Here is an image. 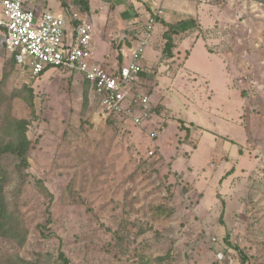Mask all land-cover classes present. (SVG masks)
<instances>
[{"label":"rangeland","instance_id":"obj_1","mask_svg":"<svg viewBox=\"0 0 264 264\" xmlns=\"http://www.w3.org/2000/svg\"><path fill=\"white\" fill-rule=\"evenodd\" d=\"M236 1L233 27L223 19L216 28L222 34L230 27L238 30L236 39L222 37L225 50L238 51L241 59L249 54L251 67L241 69L236 82L220 71L216 52L208 51L218 45L208 28L201 37L189 35L180 47L182 68L162 57L149 69L166 43L157 25L142 52L146 78L139 84L156 116L140 127L105 119L79 72L53 67L33 77L16 66L3 80L9 57L0 52V117L11 112L29 120L32 142L27 178L9 163L13 174L6 187L27 239L19 248L1 240V259L18 255L62 264V251L72 264H229L234 259V264H264V5L248 0L244 8V0ZM24 2L38 14H62L69 27L76 13L87 14L74 0ZM194 2L167 4L182 9ZM227 2L221 0L223 11ZM105 12L102 22L91 23V46L99 53L113 49L103 36L106 24L128 26L118 14ZM249 29L252 48L246 42ZM176 71L171 83L169 74ZM27 88L34 90L35 116ZM183 124L195 127L190 138L179 128ZM155 128L159 136L153 141L149 132ZM219 252L225 262H219Z\"/></svg>","mask_w":264,"mask_h":264},{"label":"built area","instance_id":"obj_2","mask_svg":"<svg viewBox=\"0 0 264 264\" xmlns=\"http://www.w3.org/2000/svg\"><path fill=\"white\" fill-rule=\"evenodd\" d=\"M162 15L163 11L158 9L146 24L132 29L138 44L132 48L128 63L106 68L93 58V25L83 15L76 13L69 27L62 14H38L27 8L24 0H0V52L4 49L7 57H13L17 66L33 77L40 76L48 67L79 72L90 83L105 119H123L140 127L156 116L151 97L139 87L145 72L140 60ZM149 135L155 141L159 129H153ZM218 260L225 262L223 252L218 253ZM234 262L235 259L229 264Z\"/></svg>","mask_w":264,"mask_h":264},{"label":"crops","instance_id":"obj_3","mask_svg":"<svg viewBox=\"0 0 264 264\" xmlns=\"http://www.w3.org/2000/svg\"><path fill=\"white\" fill-rule=\"evenodd\" d=\"M137 1L136 0H90V12L87 13L85 17L83 16L84 19L87 20L89 23H93V21L102 22V12L106 11L105 13H107V15L109 16L112 13L118 14L122 18V20H124L125 23L128 24V26H126L127 28H124L126 30L123 29L120 30V28L118 27L110 28L107 24L105 25L106 27L103 31V36L104 39H106V41L109 43L110 46H112L113 49L106 51V53L105 52L99 53L98 49L94 47L92 48L93 58L100 65L108 68L113 66L118 67V64L120 63L122 65L126 64L128 59L130 58L132 48H134L138 44L137 39L134 37L132 33V29L139 25L146 24L150 16L153 13H155L158 9H160L163 11V15L161 16V19L167 23L174 24L180 21H187L186 24L184 25L185 29L184 26L182 27L179 26L177 29L178 34L175 35L174 37L175 50L172 61H177L180 64L181 68L184 66V61L178 60L179 56L182 55V49L180 47H182L188 41L189 35L197 32L196 34L197 37H201L203 36V33H205L208 30V28L214 29L212 41L218 44L217 47H214V49L210 48L208 49V51H211L213 54L216 52L215 57L219 58L220 60V63L218 64L220 71H222L228 78L230 77L232 79L233 78L236 79L235 80L236 82L238 78L236 74L239 73L241 69L244 70L245 68L251 67V63L248 60L249 54H246L245 56L243 55L244 59H241L238 54V51H234V49L225 50L226 46H224L223 43L224 39L222 37L224 35L228 34L231 37L234 35L235 39L237 38L238 35V30L236 28H232L233 22L236 20L235 18L237 17L235 16L237 13L232 11L233 4L235 3L237 4L236 0H226L228 1L227 4L229 8L227 11L222 10L223 3H221V0H195L194 2L195 7L187 8L186 6H184L182 9L174 8L173 6L168 5L167 3L169 2V0H137ZM251 3L257 4L258 2L251 0ZM251 3L248 0H244V8H248ZM166 4H167V8H166ZM258 4L264 5L261 3ZM205 18H208L209 20ZM223 19H230L232 25V27H230L229 30L224 31L225 32L224 34H222V29L216 28V26H218L220 22L223 21ZM157 25L159 27L160 36L161 35L163 36L164 30H166V27L163 25L162 22H157L154 27L153 37L154 35H156ZM251 31L252 30L250 29L247 30L246 42L248 41L251 43V41L249 40L253 35V31L252 33ZM112 41L114 43H112ZM125 44L129 46L127 53L124 52L126 46ZM233 44H236V40ZM115 45H117L119 49H116ZM253 45L255 44L251 43L250 48H252ZM159 50H160L159 61L156 62L154 65H152L149 69H152L153 67L156 66V64L161 63L163 54L161 49ZM213 54H210V56H213ZM229 59H231L230 62H228ZM178 71H176L173 75L169 74V78H171V83L174 82V80L177 78ZM141 76H143L142 79H145L146 73H144ZM159 80H163V79H161V77L157 79L156 84L159 82ZM225 81L227 82V79H225ZM231 82L232 80L230 81V83ZM246 94L249 95L250 93L247 92ZM162 114H165V112L163 111ZM182 127H184V129H182ZM179 128L181 130L189 131L190 132L189 138H190L191 135L193 134L192 128L195 127L191 128L183 124ZM212 166L215 167V165Z\"/></svg>","mask_w":264,"mask_h":264},{"label":"trees","instance_id":"obj_4","mask_svg":"<svg viewBox=\"0 0 264 264\" xmlns=\"http://www.w3.org/2000/svg\"><path fill=\"white\" fill-rule=\"evenodd\" d=\"M254 1L264 4V0ZM74 2L80 7L83 13L90 12V0H74ZM158 22H162L167 28V30L163 33V38L166 40L165 47L162 51L163 58H173V50L175 48L174 37L178 34L177 29L179 26H184L187 21H180L178 23L170 24L159 18ZM16 66L17 64L14 58L9 57V60L5 62L3 80L8 78L11 68ZM48 69H50V67L46 68L40 75L44 74ZM144 73L145 72H143L141 75ZM27 90L28 98L26 100L32 109V116H35L36 110L34 106V90L32 88H27ZM12 96L15 97L16 94L13 93ZM11 98L12 97L9 99ZM0 119V241H9L15 244V247L19 248L23 247L26 242L27 230L24 228L20 219L18 207L15 205V203H13L14 206H12V204L8 202L6 187L9 184L11 175L15 171L18 174L24 176V181L27 178L28 174L26 171H28L31 167L29 163V155L32 142L28 137L30 121L27 119L17 118L13 116L11 112H6V114L1 116ZM109 119H112V121L117 120V118ZM182 129H184V127H182ZM187 132L189 137L190 132ZM9 163H11L14 168L13 172L10 170L11 166H9ZM38 182L42 183L40 181ZM59 259L62 261V264H72L62 251L59 253ZM0 264L38 263L24 260L18 255H10L5 259L0 258Z\"/></svg>","mask_w":264,"mask_h":264}]
</instances>
